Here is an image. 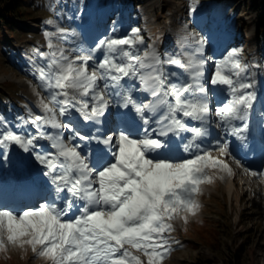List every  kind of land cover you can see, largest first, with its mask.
<instances>
[{"label": "snow or ice", "instance_id": "obj_1", "mask_svg": "<svg viewBox=\"0 0 264 264\" xmlns=\"http://www.w3.org/2000/svg\"><path fill=\"white\" fill-rule=\"evenodd\" d=\"M46 23L47 51L37 49L46 63L35 69L48 93L43 114L29 112L28 133L0 121V160L18 146L43 166L49 188L25 187L39 199L19 212L2 206L0 191V253L30 250L48 264H164L173 222L197 215L204 186L235 175L232 165L264 183L229 139L249 140L257 98L241 50L209 71L206 40L194 33L180 38L183 54L162 58L136 27L121 35L113 22L84 47L75 29ZM216 89L225 99L213 105Z\"/></svg>", "mask_w": 264, "mask_h": 264}, {"label": "rangeland", "instance_id": "obj_2", "mask_svg": "<svg viewBox=\"0 0 264 264\" xmlns=\"http://www.w3.org/2000/svg\"><path fill=\"white\" fill-rule=\"evenodd\" d=\"M15 5L14 13L5 12ZM192 7L193 0H0V15L8 23L0 21V121L18 132L35 131L26 121L30 111L43 114L40 97L48 95L39 87L35 72L46 63L37 49L47 51L43 33L53 30L48 20L75 29L84 47L110 34L113 22H118L121 35L136 27L141 29L144 47L152 46L162 58L183 54L187 45L181 47L180 38L194 33L206 40L209 71L213 60L233 48L241 50L242 61L250 65L251 90L257 97L250 119L252 132L244 143L229 139L233 153L246 167L264 171V44L258 40L257 26L263 0H197L195 12ZM209 95L213 105L225 99L218 89ZM80 128L91 130L83 123ZM211 131L215 138L219 130L213 127ZM38 143L41 151L48 150V142ZM8 153L7 160H0L2 206L19 212L39 199L27 195L25 187L40 193L49 186L43 166L30 153L15 145ZM232 167L235 175L230 190L223 174V179L204 186L200 210L189 217L187 225L179 219L173 222L172 251L164 264H264V183ZM0 264L48 262L30 250L25 254L9 248L0 253Z\"/></svg>", "mask_w": 264, "mask_h": 264}, {"label": "trees", "instance_id": "obj_3", "mask_svg": "<svg viewBox=\"0 0 264 264\" xmlns=\"http://www.w3.org/2000/svg\"><path fill=\"white\" fill-rule=\"evenodd\" d=\"M263 5H264V0H263ZM17 6L18 5H15V8H12V9H8V8L5 9V12L7 14L14 13ZM0 21L4 22L5 24H8L6 19L2 16L0 17ZM257 26H258V40L260 42V45H263L264 44V10L261 12V14L259 16ZM12 28H14V27L12 26Z\"/></svg>", "mask_w": 264, "mask_h": 264}, {"label": "bare ground", "instance_id": "obj_4", "mask_svg": "<svg viewBox=\"0 0 264 264\" xmlns=\"http://www.w3.org/2000/svg\"><path fill=\"white\" fill-rule=\"evenodd\" d=\"M27 26L29 28H34L35 27V25L32 24V23H27ZM227 179H228L227 180V188H228V190H230V188L232 187L233 182H234V177L233 176H231V177L227 176Z\"/></svg>", "mask_w": 264, "mask_h": 264}]
</instances>
